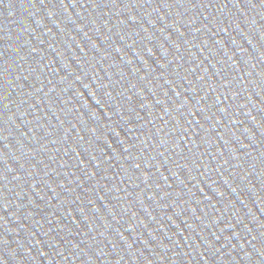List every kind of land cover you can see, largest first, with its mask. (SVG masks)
<instances>
[{
	"label": "water",
	"instance_id": "95a60500",
	"mask_svg": "<svg viewBox=\"0 0 264 264\" xmlns=\"http://www.w3.org/2000/svg\"><path fill=\"white\" fill-rule=\"evenodd\" d=\"M0 264H264V0H0Z\"/></svg>",
	"mask_w": 264,
	"mask_h": 264
}]
</instances>
